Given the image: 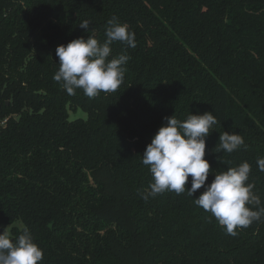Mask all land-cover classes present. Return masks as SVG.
Masks as SVG:
<instances>
[{
  "label": "trees",
  "instance_id": "16d2710c",
  "mask_svg": "<svg viewBox=\"0 0 264 264\" xmlns=\"http://www.w3.org/2000/svg\"><path fill=\"white\" fill-rule=\"evenodd\" d=\"M113 17L135 34V48L111 46L130 57L123 83L67 94L56 48L103 42ZM206 112V185L247 162L264 207V0H0V233L26 226L40 264H264V216L232 236L194 204L204 187L141 198L164 118ZM224 132L244 145L214 152Z\"/></svg>",
  "mask_w": 264,
  "mask_h": 264
},
{
  "label": "clouds",
  "instance_id": "9594fccd",
  "mask_svg": "<svg viewBox=\"0 0 264 264\" xmlns=\"http://www.w3.org/2000/svg\"><path fill=\"white\" fill-rule=\"evenodd\" d=\"M79 27L89 31L90 21H82ZM128 28L126 23L122 24L113 17L107 22L103 42L88 35L87 39L81 37L58 46L55 54L59 65L53 80L69 95H74L77 89L89 98H95L101 92L116 91L124 81L127 71L124 65L130 57L122 53L109 59L111 46L119 42L127 47H136L135 34ZM164 120L165 126L158 129L141 157L142 164L148 167L152 176V182L141 193V198L148 200L165 192L177 195L187 192L189 197H193L204 187L193 202L211 213L226 234L235 236L236 229L248 228L259 221L264 216V207H259L261 200L253 192L254 185L246 183L251 172L247 162L215 173L214 180L206 185L210 174V164L204 158L206 138L212 126L218 123L212 112L202 115L189 113L185 120L174 115ZM243 145L241 135L224 132L220 134L214 152L231 154ZM220 162L223 163L222 159ZM257 166L264 172V158L257 160ZM189 176L192 178L191 188L186 190ZM246 205H255L258 210ZM6 229L0 233V264H40L43 250L34 243L29 229L25 226L15 239Z\"/></svg>",
  "mask_w": 264,
  "mask_h": 264
},
{
  "label": "rangeland",
  "instance_id": "374dc122",
  "mask_svg": "<svg viewBox=\"0 0 264 264\" xmlns=\"http://www.w3.org/2000/svg\"><path fill=\"white\" fill-rule=\"evenodd\" d=\"M86 117H87V115L81 109H79L76 113H73V112L70 113V119L86 118ZM162 126H165V124H163ZM162 126H160V127H162Z\"/></svg>",
  "mask_w": 264,
  "mask_h": 264
}]
</instances>
